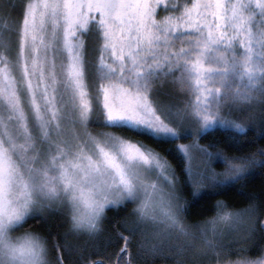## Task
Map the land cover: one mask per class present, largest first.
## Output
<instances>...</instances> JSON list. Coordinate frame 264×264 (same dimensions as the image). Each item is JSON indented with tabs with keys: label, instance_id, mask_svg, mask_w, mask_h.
<instances>
[{
	"label": "snow or ice",
	"instance_id": "obj_1",
	"mask_svg": "<svg viewBox=\"0 0 264 264\" xmlns=\"http://www.w3.org/2000/svg\"><path fill=\"white\" fill-rule=\"evenodd\" d=\"M10 8L0 0V12ZM15 32L14 46L11 24L0 29V264H65L73 249L53 231L54 209L67 205L72 228L94 235L107 208L137 201L159 237L145 256L264 264V200L239 210L216 202L213 225L243 227L252 241L225 244L214 226L185 223L175 168L134 139L169 145L194 193L264 168V0H28ZM88 40L98 56L88 58ZM166 83L193 89L194 101L161 102ZM254 105V152L229 156L215 138L200 142L223 129L227 147L239 148L228 129L244 124L223 109ZM29 220L47 236L17 234ZM118 223L130 233L108 237L118 250H82L75 264H137L128 247L140 223Z\"/></svg>",
	"mask_w": 264,
	"mask_h": 264
},
{
	"label": "trees",
	"instance_id": "obj_2",
	"mask_svg": "<svg viewBox=\"0 0 264 264\" xmlns=\"http://www.w3.org/2000/svg\"><path fill=\"white\" fill-rule=\"evenodd\" d=\"M7 4L11 6L10 14H5L0 12V29H2L5 23L11 24L12 31V40L14 46L18 44V37L15 32L17 22L22 19L23 7L28 2V0H6ZM95 41L88 40L89 45V56L92 55L98 56V52L92 53L91 49L95 47ZM86 82L90 83L88 77L86 76ZM92 89L89 87V92L91 93ZM161 102H176L181 105L188 103L189 101H194L195 92L193 89L188 87H181L178 83H166L162 86L161 95L159 97ZM224 115H230L233 118L239 117V122L244 124V131L241 132L235 128L228 129V132L232 133L235 137L239 138L240 147H227V144L230 142V137L224 134V130L219 131L213 130L204 134V138L201 139V143L207 144L213 141L220 148H224L226 153L229 156H241L247 155L255 151L257 144L246 143L252 139L255 134L256 137H259V132L253 127L251 120H254L259 115V107L253 106L251 109L244 108L240 111H231L228 107L223 109ZM93 133L101 130L97 126H92L89 129ZM134 139H141L146 144H149L158 151L162 152L167 156L168 160L175 168L177 176L180 180V187L182 188L181 195L183 197L181 203L187 206V212L184 214V219L186 224L191 226L196 223H201L211 217L216 213V202H223L228 208L233 210H239L246 207L251 199L257 201L264 200V168L257 166L256 168L249 169L246 172L242 179L234 180L226 183L224 187L220 190H216V193L213 194L210 189H201L198 192L193 191L190 184H186L185 174L182 171L181 161L175 158L172 155H169L165 149L169 148V145H156L153 141L148 140L145 137H134ZM181 143H187V140L180 141ZM260 145H264V139H258ZM195 164L199 165V161H195ZM202 166V165H200ZM213 167L219 172L223 168V163L216 161L213 163ZM64 207L61 209H54L55 212L54 221L57 223V226L53 228V231L57 233L58 238L61 241L66 240L69 245L72 247V255L67 256L65 264H75L79 259V254L82 250L99 251L101 249L106 250L108 253H111L115 250L112 246L107 245L106 241L108 237L116 232L117 229L124 232V235L128 236L130 233L125 231L118 221H127L135 222L138 220V215L135 211V208L132 202H125L123 205L111 206L105 211L104 217H102L100 222L99 231L92 235L79 231H74L73 233H68L69 219L67 214L64 211ZM25 231H33L40 233L43 236H47L46 228L40 226L39 222L33 223L31 220L24 225L23 228L19 229L17 233H23ZM140 238L139 232L131 234V239L129 242L128 250L129 252L136 257L137 264H176L174 259L163 258L158 262H148L142 263L139 261L141 253L143 250H138V239ZM120 246H123L124 241L121 240ZM95 246V247H93ZM139 253V255H137ZM54 255V250H53ZM66 255V254H65Z\"/></svg>",
	"mask_w": 264,
	"mask_h": 264
},
{
	"label": "rangeland",
	"instance_id": "obj_3",
	"mask_svg": "<svg viewBox=\"0 0 264 264\" xmlns=\"http://www.w3.org/2000/svg\"><path fill=\"white\" fill-rule=\"evenodd\" d=\"M139 202H132L135 211L138 215V220H135V222L140 223V227L142 231H138L140 234V238L138 239V250H143L141 253V257L139 258V261L141 260L142 263H148V262H158L163 258L166 257H160V256H153V255H147L145 256L144 251L148 250L151 248V246L158 244L159 243V237L155 234L157 230V225L154 224V222L151 220L150 217L145 218L143 220L140 219L139 213L137 211V204ZM64 211L68 216L69 219V227L67 232L68 233H73L76 231V229L72 228L71 225V211L70 208L65 205L64 206ZM216 216V213L213 217L199 223L202 227L207 228L209 231L212 230L213 226L215 227V230L218 234V237L225 243V244H235V243H251L252 241L248 238L246 230L241 227V228H232L227 222L223 221H215V225H213V218ZM102 219V218H101ZM101 222V221H100ZM189 227H191L190 224H187ZM79 231V230H77ZM81 232L86 233L83 230H80ZM17 234H22V233H17ZM89 234L87 233V236ZM93 236V235H92ZM170 259H174V257H167Z\"/></svg>",
	"mask_w": 264,
	"mask_h": 264
},
{
	"label": "water",
	"instance_id": "obj_4",
	"mask_svg": "<svg viewBox=\"0 0 264 264\" xmlns=\"http://www.w3.org/2000/svg\"><path fill=\"white\" fill-rule=\"evenodd\" d=\"M129 251V250H128Z\"/></svg>",
	"mask_w": 264,
	"mask_h": 264
}]
</instances>
